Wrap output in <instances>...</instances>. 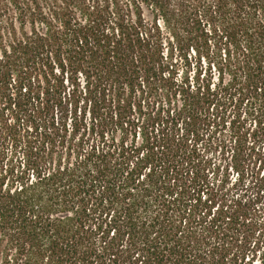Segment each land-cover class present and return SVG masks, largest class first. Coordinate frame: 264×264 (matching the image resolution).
<instances>
[{
    "label": "trees",
    "instance_id": "1",
    "mask_svg": "<svg viewBox=\"0 0 264 264\" xmlns=\"http://www.w3.org/2000/svg\"><path fill=\"white\" fill-rule=\"evenodd\" d=\"M263 144L264 0H0V264H264Z\"/></svg>",
    "mask_w": 264,
    "mask_h": 264
},
{
    "label": "rangeland",
    "instance_id": "2",
    "mask_svg": "<svg viewBox=\"0 0 264 264\" xmlns=\"http://www.w3.org/2000/svg\"><path fill=\"white\" fill-rule=\"evenodd\" d=\"M193 55V54H192ZM194 56V55H193ZM193 63L195 64L197 61V59H192ZM202 62V65H203V68L206 70V68L208 67L209 65V59L207 58H203L201 60ZM216 69H214L215 71V75H214V79H213V84H219V75H218V69H217V66H215ZM228 71V72H227ZM205 73V71H203ZM232 74H229V70H226V73L224 74V85H227L229 82H231L232 80ZM140 99L137 100V102L139 101H143L142 104L143 106L145 105V108L143 109V112H142V117L143 119L147 116L150 112L154 111V112H160L162 111L163 109L166 110V108L164 107L163 103H162V99L157 97L155 94H145V95H139ZM164 107V108H163ZM246 111V109H245ZM243 115H242V119L243 118H246L249 120V115L246 114V112H242ZM146 114V116H145ZM139 115H141L140 113H136L135 116L136 117H139ZM250 124V121H248V127L251 125ZM228 127V126H227ZM254 126L251 128L253 129ZM226 131H228V128H226ZM261 149H264V144L262 145V148ZM206 157L211 161L212 163V166H211V170L209 172V175H210V181H213L217 184H220L221 181L224 179V176L226 175V169H227V165L228 163H230V159L228 158V154H223V151L221 149H218V150H208L206 149L205 153ZM261 158H263V156H261ZM229 159V160H227ZM261 163L259 162V165ZM264 171V170H263ZM225 174V175H224ZM229 174H230V179L232 181V183L234 182L235 178L237 177L235 175V173H233L231 170H229ZM216 184V185H217ZM232 187V184L229 183L228 185H226V189H229Z\"/></svg>",
    "mask_w": 264,
    "mask_h": 264
}]
</instances>
